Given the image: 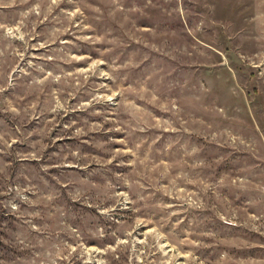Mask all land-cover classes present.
Segmentation results:
<instances>
[{"label":"rangeland","instance_id":"374dc122","mask_svg":"<svg viewBox=\"0 0 264 264\" xmlns=\"http://www.w3.org/2000/svg\"><path fill=\"white\" fill-rule=\"evenodd\" d=\"M0 264H264V0H0Z\"/></svg>","mask_w":264,"mask_h":264}]
</instances>
